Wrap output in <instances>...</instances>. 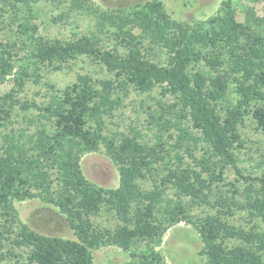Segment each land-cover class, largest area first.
I'll use <instances>...</instances> for the list:
<instances>
[{
    "label": "trees",
    "instance_id": "1",
    "mask_svg": "<svg viewBox=\"0 0 264 264\" xmlns=\"http://www.w3.org/2000/svg\"><path fill=\"white\" fill-rule=\"evenodd\" d=\"M36 1L0 0V17L11 12L17 34L10 40L0 35V84L10 85L0 93V247L23 248V264H95L93 250L105 246L129 252L125 264H166L156 246L184 220L197 230L206 264H264V232L235 228L221 216L236 205L264 221V169L246 173L238 156L246 119L264 133V6L261 14L254 6L261 0H221L214 14L193 20L173 18L161 0L114 8L67 0L71 9L91 13L96 27L69 38L41 34ZM81 56L110 76L78 74L46 102L28 103L19 95L27 82H41V66L60 70ZM156 86L174 98L163 106L175 120L156 124L159 130L173 126L176 144L157 135L149 145L134 129L107 130L105 117L120 105V94ZM30 107L36 110L31 117ZM16 108L34 124L32 132L4 131ZM101 149L117 168L115 187L83 172V154ZM160 165L165 174L144 187L142 178ZM227 168L242 188L226 180ZM213 185L227 186V194L212 200ZM34 198L54 207L75 237L39 233L22 222L14 202ZM192 204L216 212L193 220ZM103 211L116 226L93 220ZM234 237L240 242L230 244Z\"/></svg>",
    "mask_w": 264,
    "mask_h": 264
},
{
    "label": "rangeland",
    "instance_id": "2",
    "mask_svg": "<svg viewBox=\"0 0 264 264\" xmlns=\"http://www.w3.org/2000/svg\"><path fill=\"white\" fill-rule=\"evenodd\" d=\"M95 5L102 8H114L121 5L128 6L135 2H144L146 0H92ZM167 11L175 19L193 20L204 19L214 14L221 0H161ZM239 4H251L247 0H236ZM255 8L259 14L262 13L264 0L257 2ZM37 19L34 21L39 25V31L49 37L69 38L79 36L81 33H87L90 29L95 30L94 16L89 12L71 9L67 0H37L35 5ZM65 12L66 17L61 20L54 21L52 17ZM242 16H239L241 18ZM15 24H13L11 12H3L0 17V35L3 39H15ZM111 44V39H107ZM160 57L163 54L160 53ZM88 73L93 77L107 78L109 73L100 65L81 56L71 61L68 65H64L60 70H52L41 66L42 79L41 82H27L24 91L19 95L23 100L30 103L32 100L37 103L46 102L50 95L58 89L63 88L66 84L76 80L78 74ZM10 85L7 83L0 84V93L8 89ZM53 88H52V87ZM232 98L233 93L228 92ZM120 105L116 108L111 117H105L107 130L116 131L117 133H129L131 130L138 131L143 136V141L149 145L155 144L158 140L157 135L162 136V140L166 144H176L178 131L173 126L168 130H159L161 125L156 121L166 124V119L174 121L172 109L163 106L164 104H173L174 98L162 93L160 87L156 86L149 92H139L129 87L127 95L123 96ZM17 114L12 117V121L7 124L4 131L14 129V132L20 127H26L27 133L32 132L34 124L28 122V119L21 117L24 111L16 108ZM27 115L31 117L36 114L34 107L27 110ZM24 114V113H23ZM26 115V114H25ZM151 116L153 118H151ZM249 117V116H248ZM187 123L186 121H183ZM165 125L161 129H165ZM167 128V127H166ZM193 131L195 129H192ZM241 136L244 140L242 148L238 149L239 167L245 169L246 173L255 174L264 169V133L255 128V124L248 118L245 124L240 127ZM196 133V132H194ZM170 135H172L170 137ZM189 145L192 143L189 142ZM186 146V145H185ZM184 146V147H185ZM166 147V146H165ZM189 148H193V145ZM194 152L200 155L202 150L199 144L195 147ZM171 153L172 150H170ZM185 153V152H184ZM185 162L191 163L192 160L185 153ZM199 157V156H197ZM81 166L86 177L105 187H115L118 183V171L116 166L111 162L103 149L95 152H88L81 157ZM165 169L155 167L150 174H145L142 178V185L149 187L155 179L165 174ZM225 178L242 188V180L239 179L231 168L225 170ZM221 184V183H220ZM222 186L220 189L215 185L211 188L212 194L210 198L216 200L220 195L227 194ZM225 191V192H224ZM172 194V191L170 192ZM230 194V193H229ZM236 199L241 202V197L236 195ZM18 211L20 220L26 223L30 228L39 233L48 235H59L68 238H74L73 231L69 228L68 223L58 211L49 204L42 202L39 198L14 202ZM190 210L193 220L204 217L207 213H215L216 209H211L208 205H194ZM224 209V208H223ZM225 213L221 216L231 226L244 230H259L264 232V221L258 217H251L245 209H241L236 205L231 206V214ZM93 220L102 225L116 226L117 219L110 213L103 211ZM240 239L231 238L230 244L239 243ZM202 242L199 239L197 230L193 224L182 220L176 225L169 227L163 235L162 242L156 249L160 250L166 264H206L205 257L200 254ZM23 249V248H22ZM22 249L13 248L12 244L6 242L5 246L0 247V264H23L19 254L23 253ZM93 259L95 264H125L130 260L129 252L123 251L115 246H105L93 250Z\"/></svg>",
    "mask_w": 264,
    "mask_h": 264
}]
</instances>
